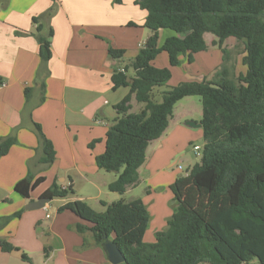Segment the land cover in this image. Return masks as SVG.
I'll list each match as a JSON object with an SVG mask.
<instances>
[{"label": "crops", "instance_id": "0c3cea01", "mask_svg": "<svg viewBox=\"0 0 264 264\" xmlns=\"http://www.w3.org/2000/svg\"><path fill=\"white\" fill-rule=\"evenodd\" d=\"M52 5L53 15L40 19L53 31L52 56L43 63L32 36V18ZM145 17L135 0H0V81L4 83L0 89V141L15 140L0 157V219L20 212L0 229V239L19 252L0 249V264H110L94 242L91 224L71 212L58 213L57 208L80 200L103 212L102 202L110 204L118 198L107 188L116 175L99 170L95 158L105 150V134L117 117L114 106L129 93L128 87L113 90L111 75L129 64L150 37ZM175 35L160 30L157 46ZM214 40L204 34L207 49L194 54L191 63L186 55H178L174 67L169 65L167 53L159 52L152 65L168 68L171 77L164 86L153 89V99L179 84L209 80L223 64L222 52L212 45ZM228 40L223 43L226 51ZM109 47L124 54L110 58ZM127 74L132 75L131 71ZM142 107L132 98L129 112L137 113ZM201 115L199 97H185L174 105L165 132L146 149L137 182L124 193H132L125 202L140 199L148 212L145 243L155 241L175 211L170 186L180 177L177 164L188 162V146H203ZM34 124L53 146L55 158L50 165L39 162L42 153ZM27 176L43 180L24 199L14 185ZM54 184L61 189L70 187L73 194L49 200L41 209H24ZM77 224L87 230L78 233ZM23 254L29 262L23 261Z\"/></svg>", "mask_w": 264, "mask_h": 264}, {"label": "trees", "instance_id": "16d2710c", "mask_svg": "<svg viewBox=\"0 0 264 264\" xmlns=\"http://www.w3.org/2000/svg\"><path fill=\"white\" fill-rule=\"evenodd\" d=\"M135 4L146 12L144 27L151 35L129 64L121 71L113 70L112 89L128 87L129 93L114 106L117 117L105 134V150L95 158L96 165L116 175L107 188L123 195L137 182L146 149L165 132L174 105L192 96L199 97L202 106L200 162L170 186L176 208L153 243L143 241L149 215L140 199L102 202L103 212L74 200L60 205L57 212H71L91 224L96 245L100 246L103 236L111 239L124 256L121 264H264V0H135ZM53 13L54 5L32 18V36L43 63L52 56L53 31L40 19ZM163 29L176 35L158 47ZM204 34L215 37L212 45L223 54L220 68L209 80L179 84L163 91L159 102L153 101V89L171 77L168 68L152 65L156 55L166 52L171 67L178 65V55H186L191 63L194 54L207 49ZM231 37L244 46L246 70L235 79L226 67L228 52L223 47ZM123 54V50L108 48L110 58ZM132 98L143 105L137 113L129 112ZM34 128L42 153L39 162L50 165L55 158L53 146L39 125ZM14 142V138L0 141V157ZM42 180L27 176L14 190L29 199L30 191ZM72 194L70 187L54 184L41 197L52 200ZM19 216L17 212L0 219V229ZM85 230L84 225H76L78 233ZM0 249L18 250L1 239ZM22 259L30 261L26 254Z\"/></svg>", "mask_w": 264, "mask_h": 264}, {"label": "rangeland", "instance_id": "374dc122", "mask_svg": "<svg viewBox=\"0 0 264 264\" xmlns=\"http://www.w3.org/2000/svg\"><path fill=\"white\" fill-rule=\"evenodd\" d=\"M209 36H213V35L207 34V39H209ZM225 47H226L227 52H228V54H227L228 60L226 63V67L229 69L231 77L235 79L239 73H243L245 71V66H243L241 63V58L244 55V46H243L242 42L231 37L228 41H226ZM153 101L159 102L160 97L153 99ZM194 146L195 145L192 144V145L188 146V148H187L186 153H187V157H188V162L184 161L180 164H177V165H179L178 167H181L180 176L186 175V173L189 171V170L185 169V166L187 168H188V165H190V167H192V165H194L195 163L200 162V155L195 154V152L193 150ZM131 196H132V193H128L126 195L125 194L116 195V197H118V198H116L115 201H118V200L127 201ZM94 207L96 209H99L97 207V205H95ZM250 264H258V263L253 261Z\"/></svg>", "mask_w": 264, "mask_h": 264}, {"label": "water", "instance_id": "95a60500", "mask_svg": "<svg viewBox=\"0 0 264 264\" xmlns=\"http://www.w3.org/2000/svg\"><path fill=\"white\" fill-rule=\"evenodd\" d=\"M186 126L192 127V123L186 122ZM199 127V125H197ZM49 202V199L47 198H39L36 201L30 202L27 205L24 206L25 210H35V209H41L44 208L45 205ZM100 248L102 249L106 260L110 264H121L124 262V256L119 251L117 246L114 244V242L107 238L106 236H103L100 242ZM14 253H18L19 251H13Z\"/></svg>", "mask_w": 264, "mask_h": 264}, {"label": "built area", "instance_id": "2783aa9c", "mask_svg": "<svg viewBox=\"0 0 264 264\" xmlns=\"http://www.w3.org/2000/svg\"><path fill=\"white\" fill-rule=\"evenodd\" d=\"M3 87H4V83L3 82H0V89H2ZM193 150H194V152H195L196 155H200V152H201V147L200 146L195 145L193 147ZM178 169L181 170V167H178Z\"/></svg>", "mask_w": 264, "mask_h": 264}]
</instances>
